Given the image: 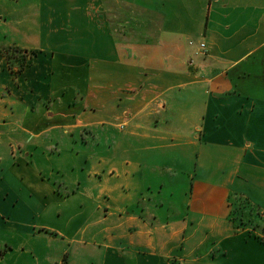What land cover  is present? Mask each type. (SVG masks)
<instances>
[{
	"label": "crops",
	"instance_id": "1",
	"mask_svg": "<svg viewBox=\"0 0 264 264\" xmlns=\"http://www.w3.org/2000/svg\"><path fill=\"white\" fill-rule=\"evenodd\" d=\"M17 4L0 18V228L47 219L29 231L62 244L57 264H264V0L99 22L100 0Z\"/></svg>",
	"mask_w": 264,
	"mask_h": 264
},
{
	"label": "rangeland",
	"instance_id": "2",
	"mask_svg": "<svg viewBox=\"0 0 264 264\" xmlns=\"http://www.w3.org/2000/svg\"><path fill=\"white\" fill-rule=\"evenodd\" d=\"M17 1L18 0H9L8 2L3 1L0 5V18H6L7 20L15 22L18 18V15L20 14L19 4H17ZM86 1L89 2L90 0H84L85 3ZM100 4L102 5L101 12L99 10L96 11V7H94L93 4H90V6L88 7L87 15L92 19L95 18L96 22L102 21L103 19L107 20L109 18V12L115 11L116 9L120 8L124 9V12H129L131 10L130 12H133V14H137L139 18H141L142 16V12L141 10H139V8L141 7H148L150 14H157L158 12H161L162 9L170 10L169 5H167L166 7L164 6L163 8L162 0H100ZM71 5V3L66 4L65 2H63L61 8H64L66 11H70L71 8H73L71 7ZM158 5L161 6L162 9L159 8L157 10ZM66 11L65 14L67 13ZM117 12L119 14V10ZM125 17L126 16H123L122 18ZM12 31L15 34L14 30ZM149 33H151V31ZM0 36H3L1 32ZM24 54L20 52H10L12 58H17V61L15 62L11 60L12 58L10 59L12 63L11 66H13V63L18 67L23 66L26 63V54L25 56ZM18 204L22 205V203ZM16 206L17 205H13V208H15ZM239 207L241 206L238 205V202L235 201L233 215L236 219L240 217V211H242L239 209ZM251 213L252 210H250L249 212H245V215L247 216V221L245 224L250 226L253 225L251 223L253 222ZM257 216L258 215L255 216L256 223L261 222L257 225H264V219L262 220ZM6 220L7 219L1 218L2 222ZM32 222H35L37 226L42 227L49 224V222L45 218L42 219L40 217H37L36 219H28L21 217L17 220V223H14L8 227L0 228V264H57L55 262H61L63 255L61 254L60 247L62 244L57 241L56 244L50 245V243H48L47 241H42L40 238H36V233L32 235V232L29 231V227L33 226L31 225ZM42 227L37 229V233L39 235H41L40 229ZM34 232L36 231L34 230ZM262 236H264V234ZM33 239L35 240V243L33 242Z\"/></svg>",
	"mask_w": 264,
	"mask_h": 264
},
{
	"label": "trees",
	"instance_id": "3",
	"mask_svg": "<svg viewBox=\"0 0 264 264\" xmlns=\"http://www.w3.org/2000/svg\"><path fill=\"white\" fill-rule=\"evenodd\" d=\"M7 52L9 53V59L12 58L11 55H10V52H20V53H23L22 51H19V50H17V49H9V50H7ZM23 54H24V53H23ZM24 56H25V54H24Z\"/></svg>",
	"mask_w": 264,
	"mask_h": 264
},
{
	"label": "built area",
	"instance_id": "4",
	"mask_svg": "<svg viewBox=\"0 0 264 264\" xmlns=\"http://www.w3.org/2000/svg\"><path fill=\"white\" fill-rule=\"evenodd\" d=\"M204 46V45H203Z\"/></svg>",
	"mask_w": 264,
	"mask_h": 264
}]
</instances>
